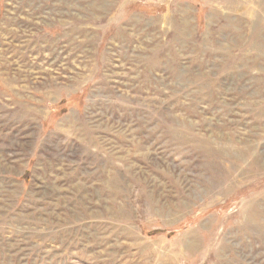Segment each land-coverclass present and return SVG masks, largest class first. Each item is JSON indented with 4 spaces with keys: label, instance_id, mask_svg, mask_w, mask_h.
Here are the masks:
<instances>
[{
    "label": "rangeland",
    "instance_id": "obj_1",
    "mask_svg": "<svg viewBox=\"0 0 264 264\" xmlns=\"http://www.w3.org/2000/svg\"><path fill=\"white\" fill-rule=\"evenodd\" d=\"M0 264H264V0H0Z\"/></svg>",
    "mask_w": 264,
    "mask_h": 264
}]
</instances>
